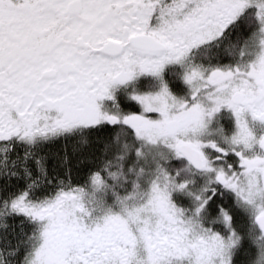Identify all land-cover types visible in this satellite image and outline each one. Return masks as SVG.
Masks as SVG:
<instances>
[{"label": "snow or ice", "instance_id": "snow-or-ice-1", "mask_svg": "<svg viewBox=\"0 0 264 264\" xmlns=\"http://www.w3.org/2000/svg\"><path fill=\"white\" fill-rule=\"evenodd\" d=\"M0 264H264V0H0Z\"/></svg>", "mask_w": 264, "mask_h": 264}, {"label": "trees", "instance_id": "trees-1", "mask_svg": "<svg viewBox=\"0 0 264 264\" xmlns=\"http://www.w3.org/2000/svg\"><path fill=\"white\" fill-rule=\"evenodd\" d=\"M73 179H74V182H81L82 183V180H80L74 173L73 175Z\"/></svg>", "mask_w": 264, "mask_h": 264}]
</instances>
